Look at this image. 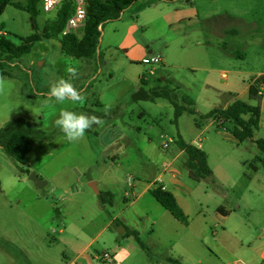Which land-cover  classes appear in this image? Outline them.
I'll return each mask as SVG.
<instances>
[{
  "label": "rangeland",
  "instance_id": "1",
  "mask_svg": "<svg viewBox=\"0 0 264 264\" xmlns=\"http://www.w3.org/2000/svg\"><path fill=\"white\" fill-rule=\"evenodd\" d=\"M13 1L26 4L28 0ZM57 7L47 12L41 1L36 2L39 33L57 17ZM124 12V18L137 21L132 35L146 53L151 48L168 62L165 68L151 65L158 68L149 74L148 85L141 83L139 75L144 69L148 72L149 65L129 60L128 49L122 47L129 29L120 20L104 24L98 52L91 58L69 56L57 38L43 37L29 53L14 60L11 75H0V128L11 120L26 119L57 133L60 129L54 120L62 108L103 121L76 141H67L61 133L33 147L26 167L45 181L42 187L29 178L22 163L0 148V264H13L14 258L24 256L25 248L33 264H69L86 246L81 256L88 264H111L100 257L112 249H116L114 264L149 263L148 257L161 258L166 250L173 260L149 264H232L236 258L264 264V154L256 143L264 138V96L258 101L244 95L253 104L262 102L253 138L236 141L229 123L223 127L204 116L224 104L208 82L243 90L264 70V0H137ZM31 14L12 4L0 14V23L14 43L35 32ZM236 51L244 52L245 58ZM221 70L229 71L227 80ZM163 76L168 78L163 85L175 89L180 103L184 95L195 101L184 104L196 112L184 111L177 123L167 98L131 99L139 85L149 91ZM61 78L74 83L82 100L44 106L49 86ZM141 110L147 112L143 117ZM178 134L200 143L208 163L214 166L221 161L229 175L225 181L215 177L197 181L189 176L185 153L173 160L179 182L173 184L169 175L164 176L169 189L178 199L190 200L191 214L199 210L194 199H204L205 207L209 206V225L204 232L200 227L195 230V241L188 247L184 239L175 241L179 235L174 230L153 233L147 212L157 216L163 208L151 191L138 196L163 160L175 156L174 142L168 148L162 143ZM9 174L17 177L18 187L3 185L2 178ZM130 176L135 188L128 183ZM91 181L97 182L100 193L90 186ZM33 200L40 201L39 206L29 204ZM218 204L233 209L226 225L237 235L223 232L224 220L215 212ZM120 227L129 233H121ZM134 230L143 245L132 234ZM202 233L207 237H201Z\"/></svg>",
  "mask_w": 264,
  "mask_h": 264
},
{
  "label": "trees",
  "instance_id": "2",
  "mask_svg": "<svg viewBox=\"0 0 264 264\" xmlns=\"http://www.w3.org/2000/svg\"><path fill=\"white\" fill-rule=\"evenodd\" d=\"M41 0H28L26 4L15 2L13 0H0V14L4 11L8 4L30 11L31 23L35 32L20 37L19 44L9 39L4 31V24L0 23V75H11V68L14 60L21 58L29 53L38 40L43 37L57 38L63 53L75 58H91L98 52V44L101 37V30L98 29L99 24L120 18L123 11L131 6L137 0H90L87 7V19L81 35L76 33L63 34L67 19L74 12V3L72 0H64L58 5L57 17L49 22L44 28L43 33L38 32V23L36 19V2ZM264 82V74L256 77L249 86V99L261 101L262 95L258 93L259 85ZM158 97L167 98L174 106V123L184 111L195 113L196 111L188 107L193 105L195 101L188 95L183 96V102H179V95L175 89L169 85H157L147 91L143 86L139 87L131 94V99L154 100ZM99 116L104 117L105 114ZM206 118L214 119L218 125L224 127L225 123L231 125L230 131L239 141L253 138L255 131L259 128L261 116V102L253 104L250 100L235 98L225 107H215L209 110L205 115ZM91 132V129L87 130ZM61 131L46 132L43 129L33 126L26 119H15L7 122L0 128V148L7 155L23 164L28 174L31 172L27 168V154L33 147L43 141L53 140ZM257 145L264 154V138L256 139ZM175 148L183 150L187 155L185 165L189 169V176L197 181L211 177L213 178V169L208 163V154L200 146L186 141L181 134L174 138ZM264 160V159H263ZM214 180V179H213ZM154 198L171 214L182 222L188 221L187 214L179 205L175 195L168 189L160 187L150 189ZM127 233V232H126ZM137 241L143 245L138 236L137 231H132Z\"/></svg>",
  "mask_w": 264,
  "mask_h": 264
},
{
  "label": "crops",
  "instance_id": "3",
  "mask_svg": "<svg viewBox=\"0 0 264 264\" xmlns=\"http://www.w3.org/2000/svg\"><path fill=\"white\" fill-rule=\"evenodd\" d=\"M189 3H193L194 0H186ZM136 2V1H135ZM132 6H134V3L129 6L127 8L130 9L132 8ZM124 14L125 12L123 11V13L121 14L120 18H118L117 20H120L118 22H122L124 24L127 23V27H128V32L126 33V36L124 38L125 43L122 45V47H126L127 50V58L131 61H135V62H141L143 64H148L147 62L144 61V58L147 54L149 53H154L153 50L150 48L148 50V52L146 53L144 46L141 44V42H138L137 39H135L133 37V32L135 31L136 27L138 26L137 21L136 20H128L126 19V17L124 18ZM123 15V17H122ZM191 17V16H188ZM103 28V26H102ZM227 31V30H226ZM149 47V46H148ZM157 54V53H156ZM160 54V53H158ZM237 56H239V58H245V53L241 52V51H236ZM162 56V54H160ZM168 64V62H166V58H164L162 56V61L160 63V65H157L158 67L161 68H165L166 65ZM149 65V69H151L150 67H152L150 64ZM156 66L155 69H157L158 67ZM150 71V70H149ZM149 71L147 72V69L142 70L141 74L139 75L140 81L142 84H146L148 85L150 83V77L149 74H153V73H149ZM238 72L242 71L240 69L237 70ZM229 71L228 70H221V77L224 79H228L229 78ZM264 74V70H260L257 72L256 76L250 81L248 82V84L246 85L245 89L243 90H235V89H231V88H225L223 86H218L217 84H214L213 81L208 82L207 84L214 87L217 91L218 94L224 98V104L221 106H216V107H225L227 106L230 102H232L235 98H241V99H245L248 100V96H249V86L250 83L258 76ZM168 80V78L166 76L163 77H158L157 78V83L154 84L153 87L157 86V85H163V83H165ZM228 83V82H226ZM139 87H141L140 85L135 88V90H137ZM134 90V91H135ZM246 94L247 98H245L246 96H244ZM244 96V98H243ZM264 96V85H263V90H262V97ZM262 101V100H261ZM262 103V102H261ZM147 112L145 110H141L139 112L140 117H143ZM261 113H262V104H261ZM215 121V120H214ZM234 136V135H233ZM236 141H239L236 137H234ZM174 139V138H173ZM198 146H201V144L199 143ZM175 156L172 159H165L163 160L162 164H161V168H159V171L157 173V175L155 176L154 179H156L157 177H159V175L162 173V170L164 169V163L167 161H172L175 160V158L178 155L184 154L183 150H178L177 148H175ZM210 165V164H209ZM211 168L213 169V177L217 178L220 181H225L227 179H229V175L226 173V171L223 169L222 167V163L221 161H218L216 165H210ZM178 173L179 170L176 166H174V164L164 173L163 175V183L166 185L167 189H169L168 185L166 184L167 182L165 181L164 176L169 175L168 177V181L176 184L179 182L178 180ZM153 179V180H154ZM129 185L132 187H136V185L134 183L128 182ZM146 191H150V189L148 188V183L146 185H144V187L142 188V190L140 191V193H138V196H141L144 192ZM172 191V190H170ZM134 192V191H133ZM173 192V191H172ZM134 194V193H132ZM173 194L175 195L179 205L181 206V208L183 209V211L187 214L188 216V221L187 222H182L180 220H178L177 218H175L171 212L167 209H165L157 200V202L160 204V206H162L163 209H158V215H154L150 210H148L149 212H147V216L151 219L152 221V225H153V233H155L158 229L163 230L166 232V230L168 231V229L174 230V232H176L179 235V238L177 240H175L176 242H179L181 240H185V244L186 246H191L192 242L195 241L194 236H197V228L200 227V229L202 230V232H204V230L206 229V226L209 225V222L207 221V210L209 209V206L206 204V207L204 205V199H194V202L196 204V206L198 207V212H196L195 214H191V209H192V204L190 202L189 199H178V196L173 192ZM37 200V199H35ZM30 201L29 204H34V202H36V204L39 206V202L40 201ZM41 200V199H38ZM111 200V199H110ZM109 200V201H110ZM192 200V199H191ZM48 204L52 205V202L46 200ZM215 212L218 216V218H220L221 221L224 220V224H222V230L223 232H230V233H234V235H237L236 232H233V230L231 228L228 227V225H226V220L231 216V214L233 213V209H229L226 208L224 205L222 204H218L215 206ZM25 208V207H24ZM197 220V222H196ZM112 223V220L108 222L107 226L109 224ZM116 226H119L118 223ZM124 226V225H122ZM168 227V228H167ZM166 229V230H165ZM196 230V231H195ZM120 231L121 233L124 234H128L129 230L126 227H120ZM127 232V233H126ZM174 234V233H171ZM203 236L201 237H207L205 236V234L202 233ZM171 236V235H170ZM202 239V238H201ZM175 245V242L173 243ZM174 245L171 249L174 248ZM87 247V246H86ZM85 247V248H86ZM83 248V249H85ZM82 249V251H80L76 257L70 261L69 264H88V261L86 259H84L81 254L84 251ZM25 253L24 256L21 258H14V260L12 261L13 264H33V256L30 255V251L25 248L24 249ZM111 253L114 254V258L113 260L110 262L111 264L116 263V249H112L111 251H109ZM164 254L161 258H156L154 259L153 257H148V262H152V263H160V261H165V260H173L171 259L172 256L168 255V251L166 250ZM81 258L82 260H84V262H81ZM153 258V259H151ZM177 260V259H176ZM47 263V262H46ZM149 263H144V264H149ZM48 264V263H47Z\"/></svg>",
  "mask_w": 264,
  "mask_h": 264
},
{
  "label": "clouds",
  "instance_id": "4",
  "mask_svg": "<svg viewBox=\"0 0 264 264\" xmlns=\"http://www.w3.org/2000/svg\"><path fill=\"white\" fill-rule=\"evenodd\" d=\"M69 72L74 73V69H69ZM0 86H2V82H0ZM81 100L82 93L74 83L71 80L61 78L49 86L46 99L43 103L44 106H47L50 104H64L66 101L76 103ZM102 123L103 121L96 115L77 112L71 108H62L54 120L55 126L60 129L64 138L69 142L82 138L93 125H102ZM2 183L8 189L19 186L17 177L11 174L3 177Z\"/></svg>",
  "mask_w": 264,
  "mask_h": 264
},
{
  "label": "built area",
  "instance_id": "5",
  "mask_svg": "<svg viewBox=\"0 0 264 264\" xmlns=\"http://www.w3.org/2000/svg\"><path fill=\"white\" fill-rule=\"evenodd\" d=\"M62 1L64 0H41L43 9L47 12H50L54 10ZM74 3V12L73 14L67 19L65 27L62 31L63 34L67 33H76L78 35H81V33L84 30V27L86 25V19H87V7L90 2V0H72ZM99 30H102V24H99L98 26ZM144 61L148 64L154 66L156 64H160L162 61V56L160 54L156 53H149L145 56ZM154 72V67H152L149 71V73ZM264 82H261L259 85V91L258 93L262 95ZM170 142H174V139H170L168 141H164L162 143L163 148H168L170 145ZM173 165L172 161H167L164 163V169L162 170V173L157 177L156 179L149 181L148 188L149 189H155V188H162L167 189L166 185L163 183V175L164 173ZM129 182H132V177L130 176L128 178ZM261 257L264 260V250L262 252ZM104 262H111L114 258V254L109 251H104L102 256L100 257ZM232 264H249L242 258H236L232 261Z\"/></svg>",
  "mask_w": 264,
  "mask_h": 264
},
{
  "label": "water",
  "instance_id": "6",
  "mask_svg": "<svg viewBox=\"0 0 264 264\" xmlns=\"http://www.w3.org/2000/svg\"><path fill=\"white\" fill-rule=\"evenodd\" d=\"M29 178L34 181V183L38 186V187H42L45 183L44 180H42L35 171L30 172L29 174ZM90 186L94 189V191L96 193H100V190L97 187V182L96 181H91L90 182Z\"/></svg>",
  "mask_w": 264,
  "mask_h": 264
}]
</instances>
